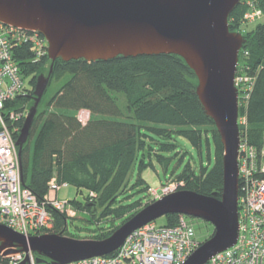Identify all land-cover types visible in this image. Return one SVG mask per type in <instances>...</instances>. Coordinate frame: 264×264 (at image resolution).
<instances>
[{"label": "trees", "instance_id": "obj_1", "mask_svg": "<svg viewBox=\"0 0 264 264\" xmlns=\"http://www.w3.org/2000/svg\"><path fill=\"white\" fill-rule=\"evenodd\" d=\"M252 2L264 10V0ZM247 9V1H242L232 10L228 17L231 32L240 31ZM243 30L245 43L239 52L238 70L244 68L255 82L246 108L240 106L239 114L243 112L247 118L248 142L260 146L264 134V19ZM28 56L26 51L24 58ZM50 64L45 56L39 63L26 64L22 68L30 88L25 89V95L7 104L8 108L23 115L16 122L18 132L27 108L33 104L36 79L49 69ZM63 77L66 81L33 120L20 155L22 183L40 202L51 181L58 187L66 184L78 191H86L84 203L71 201L68 204L75 213L90 215L81 220L83 226L95 225L96 228L90 237L79 239L68 231V221L76 218L47 206L53 222L49 234L92 241L110 237L122 224L154 202L130 199L134 194H146L149 189L141 178L144 169L153 168L151 161L146 162V157L148 160L154 157L166 173L179 153L178 138L200 151L203 138L209 148L210 137L214 164L211 169L201 167L196 172L188 162L180 173L172 172L169 178L179 184L176 191L220 198L223 145L213 121L198 101L194 73L180 57L118 56L95 62L56 60L52 79L58 81ZM80 111L89 113L85 124L77 119ZM17 137L16 133L15 139ZM182 161L183 156L175 168L181 166ZM135 168L137 179L129 187ZM91 193L94 197H90ZM93 210L99 211L96 218ZM164 218V226H173L178 215ZM0 264H7L1 256Z\"/></svg>", "mask_w": 264, "mask_h": 264}, {"label": "water", "instance_id": "obj_2", "mask_svg": "<svg viewBox=\"0 0 264 264\" xmlns=\"http://www.w3.org/2000/svg\"><path fill=\"white\" fill-rule=\"evenodd\" d=\"M244 0H0V23L43 36L50 69L39 75L16 139L18 155L29 138L37 107L50 82L53 63L118 56L176 55L197 79L195 93L223 145V185L219 199L175 191L155 200L105 240H76L55 234L26 239L0 225V256L35 254L37 264H71L118 250L137 229L168 215L201 219L213 227L184 264H206L238 238V95L234 87L239 52L245 43L231 32L228 17ZM21 97V96H19ZM18 97V98H19Z\"/></svg>", "mask_w": 264, "mask_h": 264}, {"label": "built area", "instance_id": "obj_3", "mask_svg": "<svg viewBox=\"0 0 264 264\" xmlns=\"http://www.w3.org/2000/svg\"><path fill=\"white\" fill-rule=\"evenodd\" d=\"M247 6L243 18L252 24L261 18L262 13L251 2H247ZM47 50L46 40L38 33L0 23V225L26 239L49 234L53 222L47 206L70 218L75 215L68 202L57 200L61 187L54 181L49 183L42 202L23 185L20 157L15 144V134H19L16 122L23 115L7 107V104L27 93V77L22 68L48 57ZM26 51L30 57L25 59ZM254 82L255 78L247 75L244 68L238 70L237 65L234 87L239 108H246ZM77 119L85 124L89 113L80 111ZM237 123L238 238L233 247L215 255L206 264H264V134L260 146L250 144L246 116L239 117L238 112ZM90 197H94V194L91 193ZM158 199L157 196L153 198L154 201ZM199 245L192 224L185 216L178 215L173 226H157L153 221L137 229L110 255L71 264H184ZM1 257L7 264H19L25 254L13 253ZM28 258V264H37L35 255L29 253Z\"/></svg>", "mask_w": 264, "mask_h": 264}, {"label": "rangeland", "instance_id": "obj_4", "mask_svg": "<svg viewBox=\"0 0 264 264\" xmlns=\"http://www.w3.org/2000/svg\"><path fill=\"white\" fill-rule=\"evenodd\" d=\"M247 1L248 3H253L255 8H258L262 15L261 18L259 20L264 19V10L260 7H258L257 4H255L254 2H252L253 0H244ZM258 20V21H259ZM257 22V21H256ZM255 23V22H254ZM253 24V23H252ZM250 24H248L244 18L242 19V25L240 28L239 32L236 33H240L243 37H244V31L243 28H248ZM239 64V62H238ZM50 69V67H49ZM49 69L46 68L45 72L42 74L45 77L48 75L49 73ZM241 70V67H240ZM66 77H63L62 79L55 81L54 79H50V82L48 84V87L42 97L43 100V104L39 107H37V112H41L44 108L43 105L46 103V101L56 92V90L64 83V81H66ZM196 79V77H195ZM196 86H197V79H196ZM26 87L30 88V84H29V79H26ZM120 99V103L122 104V99ZM33 105V104H32ZM30 105L29 108L32 106ZM27 108V111L28 109ZM125 112V111H124ZM245 114L242 112L241 115L239 114V117H243ZM247 124V123H246ZM177 143V152H179L176 156L175 159L172 160L171 164L168 167V170L166 173L163 172L162 166L160 164L157 163V161L155 160L154 157L151 158V160H148V158L146 157V162L151 161L150 163H152L153 168L152 167H147L146 169L143 170L142 174H141V178L147 183V185L149 186V189L147 191V193H138V194H134L130 201H135V200H141L143 201V203L148 202L150 200H153V198H155L156 196L160 199L163 196L170 194L172 192L176 191V188L179 184L173 183L174 179L169 178L171 173H180V171L182 170V167L186 164V163H190V165L192 166L193 169H195L196 172L199 171V169L201 167L207 168V169H211L213 167L214 164V146L212 143L211 138L209 137V148L206 145V142L204 140V138L202 139V146H201V150L198 151L197 149H195L188 141L182 139V138H178L176 140ZM183 156V161L181 166L176 167L177 161ZM137 179V168H135L130 176V181H129V187L132 183L135 182V180ZM166 179H168L166 181ZM134 191V190H133ZM156 195V196H155ZM87 196L86 191L82 190V191H78L76 188L69 186V185H64L61 186L60 190L57 193V200L59 202H71V201H77V202H83L85 201V197ZM90 202V201H89ZM94 214H95V218L98 216V212L97 210H93ZM89 214L84 213V212H80V213H75L74 218H76L75 220H71L68 221V231L71 235H74L75 237L79 238V239H83V238H87L91 236V233L95 230L96 226L95 225H87V226H83V223L81 222V220H85L89 218ZM187 221L190 222L194 228L195 231V236L196 239L199 243H203L205 240H208L210 235L213 232V227L202 221L201 219H196V218H191V217H186ZM155 224L157 226H164L165 225V218L161 217L157 220H155ZM103 225V224H102ZM81 229V230H78ZM35 255V254H33Z\"/></svg>", "mask_w": 264, "mask_h": 264}]
</instances>
